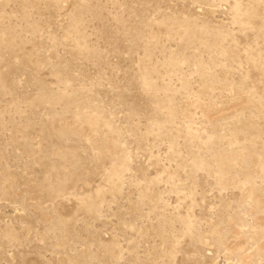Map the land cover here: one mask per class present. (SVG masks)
Listing matches in <instances>:
<instances>
[{"label": "rangeland", "instance_id": "obj_1", "mask_svg": "<svg viewBox=\"0 0 264 264\" xmlns=\"http://www.w3.org/2000/svg\"><path fill=\"white\" fill-rule=\"evenodd\" d=\"M0 264H264V0H0Z\"/></svg>", "mask_w": 264, "mask_h": 264}]
</instances>
